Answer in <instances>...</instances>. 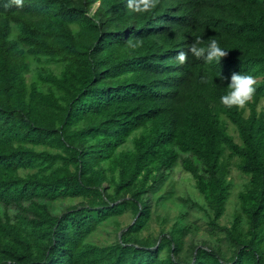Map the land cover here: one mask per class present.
Masks as SVG:
<instances>
[{"label":"trees","instance_id":"trees-1","mask_svg":"<svg viewBox=\"0 0 264 264\" xmlns=\"http://www.w3.org/2000/svg\"><path fill=\"white\" fill-rule=\"evenodd\" d=\"M141 6L0 0V264H264V0ZM197 37L229 50L219 65L178 61ZM233 74L255 78L244 107L220 102ZM227 154L250 177L231 227L219 223ZM178 166L205 205L180 203L206 214L230 257L208 244L185 250L189 226L142 238L149 197ZM67 200L81 202L56 215ZM129 211L135 222L117 242L89 241Z\"/></svg>","mask_w":264,"mask_h":264},{"label":"rangeland","instance_id":"rangeland-1","mask_svg":"<svg viewBox=\"0 0 264 264\" xmlns=\"http://www.w3.org/2000/svg\"><path fill=\"white\" fill-rule=\"evenodd\" d=\"M258 110L260 112H264V100L259 105ZM231 134L237 141H239L238 134L232 127ZM132 148L133 143L130 141L123 149L131 150ZM226 159L231 164L229 181L232 183V191L226 206L225 214L219 223L221 226L231 227L234 216L240 206L239 194L245 190L250 177L243 174L239 170L238 158H231L229 154H227ZM149 198L152 202L151 219L147 229L142 232V238L150 237L158 239L162 234L171 232L175 226H189L191 228V232L185 239V250L191 246L204 247L208 244L220 248L225 256H231V248L228 242H226L225 236L220 235L218 237H213L210 235L206 214L196 210H191L180 203L179 198H191L198 201L200 204L205 205L204 198L196 190V183L193 176L186 172L181 166H178L173 170L170 174L168 182L162 190L158 194ZM160 198L165 199L160 201ZM80 202V200L56 202L53 204V212L56 215H60L67 208L76 206ZM134 222L135 218L129 211L123 217L110 220L98 227V229L89 238V241L99 245L113 244L120 238L122 230H126Z\"/></svg>","mask_w":264,"mask_h":264},{"label":"clouds","instance_id":"clouds-1","mask_svg":"<svg viewBox=\"0 0 264 264\" xmlns=\"http://www.w3.org/2000/svg\"><path fill=\"white\" fill-rule=\"evenodd\" d=\"M17 6L22 5L23 0H11ZM155 6V0H142V6L134 9L138 12H145ZM202 37H197L192 43L188 52L180 51L177 54L178 61L183 64L189 53L198 59H203L208 64H220L221 59L227 56L228 51L222 48L215 39H210L206 44H203ZM220 75V74H219ZM256 81L251 75L233 74L231 82L227 86L229 91L227 94L220 97V102L226 107H244L249 102L256 91Z\"/></svg>","mask_w":264,"mask_h":264}]
</instances>
